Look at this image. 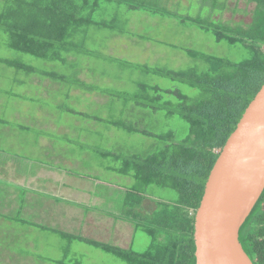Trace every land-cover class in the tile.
<instances>
[{
	"label": "rangeland",
	"instance_id": "rangeland-1",
	"mask_svg": "<svg viewBox=\"0 0 264 264\" xmlns=\"http://www.w3.org/2000/svg\"><path fill=\"white\" fill-rule=\"evenodd\" d=\"M224 2L227 5L225 12ZM146 5L175 18L141 10L130 11L117 3L103 6L96 16L98 20L111 22L118 17L127 24L120 25L124 29L123 36L103 33L96 40V34L93 37L96 42L90 40L91 54L72 57L73 66L79 71L91 69L92 74H82L85 77H78V73L62 64L44 62L11 50L6 46L9 38H0V58L36 68L41 82L43 72L65 77L64 81L52 85L46 82L49 98H45V86L33 84L38 76L28 77L24 72L0 66V121L2 117L4 120L0 125V147H10L6 140L9 139V143L20 144L21 156L30 161L89 176L90 179L86 180L90 183L89 193L86 192L85 197L103 199V203L90 200L87 205L73 202L71 206L64 201L68 198L61 199L50 189L41 187L40 197L43 199L37 202L40 208L31 207L32 212L27 211V202L21 212L18 211L21 201L13 202L11 206L0 199V264H126L84 241L93 240L128 250L134 235V227L121 221V216L126 215L124 199L130 188V180L117 172L123 162L104 159L101 153H118L122 159L129 156L145 158L161 145L150 137L130 135L108 125V122L126 121L154 136L172 131L178 140L182 139L187 136L188 127L179 117L169 118L168 108L156 113L135 105L136 97L142 94L140 86L180 91L194 100L202 99V93L180 82L147 74L144 68L175 72H206L209 69L204 60L191 58L186 50L234 63L249 58L250 52L244 46L218 43L213 35L187 26L180 19L201 18L225 26L246 28L253 21L255 4L245 0H219L213 9L212 0H149ZM3 9V1H0V14ZM77 77L86 82V87L81 86ZM16 81L30 83L22 89V84H16ZM168 102L176 104L175 99L166 96L162 104ZM70 110L83 116L73 115ZM95 118L103 122L91 120ZM50 134L53 137L50 138L51 149L37 145L38 140L41 143ZM68 155L74 166L66 162L70 161ZM115 168L116 171L109 170ZM36 174L33 169L26 178ZM98 182L113 184L116 188L114 195L109 196L108 188L99 187ZM168 197L167 193L161 194V198ZM72 237L76 241L71 240ZM149 242L147 236L139 233L133 250L143 253Z\"/></svg>",
	"mask_w": 264,
	"mask_h": 264
},
{
	"label": "trees",
	"instance_id": "trees-1",
	"mask_svg": "<svg viewBox=\"0 0 264 264\" xmlns=\"http://www.w3.org/2000/svg\"><path fill=\"white\" fill-rule=\"evenodd\" d=\"M0 1L4 5L0 14V38H9L6 44L9 49L44 62L62 64L78 75L80 73L75 71L78 68L70 59L91 54L86 42L93 29L124 35V29L120 27L127 21L121 22L118 17L111 22L96 18L104 5L117 3L130 11L141 10L175 18L170 13L164 14L161 9L153 10L147 6L149 0ZM212 1L215 9L219 0ZM245 1L256 5L253 21L246 28L225 26L201 18L180 19L187 26L213 35L218 43L244 46L250 52L245 61L234 63L186 50L191 58L204 60L209 69L206 72H175L144 68L147 74L180 82L202 93V99L194 100L180 91H163L141 85L142 94L135 99V105L143 110L158 113L168 108L169 118L179 117L188 127L186 137L178 140L172 131L154 136L126 121L108 122V125L130 135L155 139L161 146L145 158L129 156L122 159L118 153H101L104 159L123 162L117 172L130 180V188L124 199L126 215L121 216V221L134 227V235L128 250L84 239L89 245L126 264H197L196 217L206 186L228 141L264 87V0ZM223 4L225 12L227 5ZM0 64L29 76L37 73L36 68L22 62L0 58ZM45 77L55 82L64 81L55 73H48ZM166 96L175 99L176 104H162ZM91 120L103 122L96 118ZM109 170L116 171L117 168ZM162 193L169 194V197L161 198ZM139 233L150 241L143 253L133 250ZM240 241L254 264H264V194L242 228Z\"/></svg>",
	"mask_w": 264,
	"mask_h": 264
},
{
	"label": "water",
	"instance_id": "water-1",
	"mask_svg": "<svg viewBox=\"0 0 264 264\" xmlns=\"http://www.w3.org/2000/svg\"><path fill=\"white\" fill-rule=\"evenodd\" d=\"M264 194V87L227 143L196 217L197 264H254L241 230Z\"/></svg>",
	"mask_w": 264,
	"mask_h": 264
},
{
	"label": "crops",
	"instance_id": "crops-1",
	"mask_svg": "<svg viewBox=\"0 0 264 264\" xmlns=\"http://www.w3.org/2000/svg\"><path fill=\"white\" fill-rule=\"evenodd\" d=\"M103 33L117 34V33L110 32V31L96 30V28L93 29L90 32V36L88 37V40L86 42L87 51H89L91 53V50H90L91 42H90V40H93L94 35L98 34V36L96 38V40H97V39H99V35L103 34ZM121 36H123V35H121ZM95 42L96 41H94L93 43H95ZM109 52H110V55L112 56L111 48L109 49ZM83 56L84 55H81V57H83ZM96 57H98V56H96ZM70 61L72 62V58L70 59ZM0 66H3V65L0 64ZM7 68L12 69L9 67H7ZM36 71H37V73L34 74V76H38L39 78L34 80L33 84L34 85H42L43 88L45 86V92H44L43 96L45 98H49V95L47 94L48 87L46 85H48V84L52 85L53 82L54 83H56V82L53 81L52 79L45 77V75L48 73H53V72H43L44 76L41 75V77H43L44 80L41 82L40 76L38 75L40 72L37 69H36ZM75 71L78 72L79 70L76 69ZM79 73H80L79 74L80 76H78V77H81V76L83 77L84 75H82V74L90 75V74H92V71L89 68H85V69L82 68L79 71ZM28 77H31V76H28ZM60 77L63 80L65 79L64 76H60ZM78 77H77V79H78ZM50 81H52V82H50ZM79 81H80L82 86L86 83V82H83L81 78ZM46 82L47 83L49 82V83L46 84ZM29 83L30 82L27 83L25 81L18 83L16 81V84H19V85L22 84V87H21L22 89H23V87H27L29 85ZM84 87H86V86L84 85ZM70 113L72 114L71 110H70ZM5 119H6V117H5ZM3 122H4V120L2 117V121H0V125H3V124H1ZM44 134L47 135L48 133L44 132ZM50 138H53L51 134H50V136L45 138L41 143L38 140L37 145H41V146L44 145V146H46L47 149H51L53 144H52V141L50 140ZM6 140H8V145L10 147H7V148L0 147V199H2L3 201L4 200L7 201V203H9L11 206L14 205L13 202L21 201L22 206L18 207V211L24 212V209H25L24 203L25 202H27L29 204V206H27L28 212H30V211L32 212L31 207L34 209L40 208V204L37 202H39L40 200L42 202V199H43V197H40V196H42V194L40 192L42 190L41 187H45L47 189H50L52 194L60 197L61 199H63L62 197L68 198V199H64V201L67 202L71 206H72L73 202H79L83 205H87L86 202L90 201V200H93L95 203H98V202L103 203V199H101V198L99 199V198L95 197L93 199L90 195L88 197H85V193L86 192L89 193L90 183L88 181H86V180L90 179L89 176L82 175V174L79 175V174H76L74 172H68L67 170H60L59 168L55 167V165H52V164L50 166H48L47 164L42 165L41 163H36V160L30 161L29 159L21 156L20 152H22V150H21V146L18 142L13 141V143H9L10 140L9 139H6ZM68 159L70 161H66V162L68 164H70V166H74V164L70 163L71 157L69 155H68ZM25 161H26V163H25ZM43 162L47 163L45 160H43ZM20 163H22V164L20 165ZM35 163H36V165H35ZM33 164H34V166H33ZM37 164H39V165H37ZM25 165H27V166H25ZM33 169L36 171L37 174L33 175V177H31V178H26V176L30 175V173L33 171ZM87 183H89V184H87ZM98 185H99V187L108 188L107 192H109V196L114 195L116 188L113 185L108 184L106 182H98ZM20 195H24L25 197H22V196L19 197ZM120 195H121V193H120ZM119 200H121V199L119 198ZM33 203H36V204H33ZM7 209H8V207H7ZM98 216H101V215H98Z\"/></svg>",
	"mask_w": 264,
	"mask_h": 264
}]
</instances>
